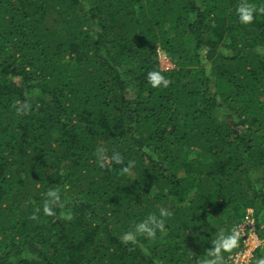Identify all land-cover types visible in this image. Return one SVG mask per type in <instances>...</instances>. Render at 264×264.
Returning a JSON list of instances; mask_svg holds the SVG:
<instances>
[{
  "label": "trees",
  "instance_id": "1",
  "mask_svg": "<svg viewBox=\"0 0 264 264\" xmlns=\"http://www.w3.org/2000/svg\"><path fill=\"white\" fill-rule=\"evenodd\" d=\"M242 4L264 0H0V264H204L249 210L261 233L264 13Z\"/></svg>",
  "mask_w": 264,
  "mask_h": 264
},
{
  "label": "clouds",
  "instance_id": "2",
  "mask_svg": "<svg viewBox=\"0 0 264 264\" xmlns=\"http://www.w3.org/2000/svg\"><path fill=\"white\" fill-rule=\"evenodd\" d=\"M239 14L240 22L243 24H250L254 20V14L264 13V7L256 8L251 4H242L237 9ZM147 79L152 87L164 86L167 87L169 81L159 72V71H150L147 73ZM28 111V104L24 103L17 108V112H26ZM104 157L101 156V160L103 161ZM113 160L116 163L121 162V158L119 154H115L113 156ZM50 196L54 195L53 193H49ZM57 200L58 196L55 197ZM45 211H49L48 206H45ZM168 212L165 209H160L159 216L166 217ZM35 219V217H33ZM149 225L151 227H149ZM164 224L161 219H158L155 214L150 215L146 221L136 226V231H145L149 236L155 235L156 228H163ZM124 242H128L134 239V234L129 232L123 235L122 237ZM238 240V233L234 230L229 235H221L220 238L216 241L214 248L210 251V255L214 257L213 259L207 260L204 264H219L222 257L220 255L221 251L229 252L233 248L236 247V243ZM256 264H264V257L257 260Z\"/></svg>",
  "mask_w": 264,
  "mask_h": 264
},
{
  "label": "built area",
  "instance_id": "3",
  "mask_svg": "<svg viewBox=\"0 0 264 264\" xmlns=\"http://www.w3.org/2000/svg\"><path fill=\"white\" fill-rule=\"evenodd\" d=\"M235 231L238 233V249L234 250L224 264H251L256 251L264 245V225L260 226V233L253 211L249 210L244 220L235 226Z\"/></svg>",
  "mask_w": 264,
  "mask_h": 264
},
{
  "label": "rangeland",
  "instance_id": "4",
  "mask_svg": "<svg viewBox=\"0 0 264 264\" xmlns=\"http://www.w3.org/2000/svg\"><path fill=\"white\" fill-rule=\"evenodd\" d=\"M159 58H160V65H161L162 70L169 71V70L174 68V65L169 61V59L166 57V55L164 53L161 52L159 55ZM262 239H264V238H262ZM262 246H264V245H262ZM255 262H256V254H254V257L252 259L251 264H255Z\"/></svg>",
  "mask_w": 264,
  "mask_h": 264
},
{
  "label": "bare ground",
  "instance_id": "5",
  "mask_svg": "<svg viewBox=\"0 0 264 264\" xmlns=\"http://www.w3.org/2000/svg\"><path fill=\"white\" fill-rule=\"evenodd\" d=\"M253 211V210H252Z\"/></svg>",
  "mask_w": 264,
  "mask_h": 264
}]
</instances>
